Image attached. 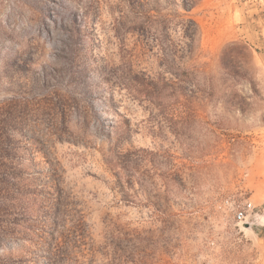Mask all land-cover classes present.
Returning a JSON list of instances; mask_svg holds the SVG:
<instances>
[{
  "label": "rangeland",
  "instance_id": "rangeland-1",
  "mask_svg": "<svg viewBox=\"0 0 264 264\" xmlns=\"http://www.w3.org/2000/svg\"><path fill=\"white\" fill-rule=\"evenodd\" d=\"M195 1L0 0V264H264V0Z\"/></svg>",
  "mask_w": 264,
  "mask_h": 264
},
{
  "label": "trees",
  "instance_id": "trees-1",
  "mask_svg": "<svg viewBox=\"0 0 264 264\" xmlns=\"http://www.w3.org/2000/svg\"><path fill=\"white\" fill-rule=\"evenodd\" d=\"M196 6L197 3L195 0H190V3L184 4L185 10L188 12L192 11ZM192 23L196 26L195 32L198 34V24L195 21H192ZM39 148L42 150L41 147ZM10 158L11 157H9L5 151L0 149V211L15 208L22 201L20 196L23 194L22 190L24 188V181L10 174L12 169L9 162L11 160ZM58 184L60 188L62 186L60 179ZM58 184L52 177L45 178V185L49 188L56 190ZM55 224H57L56 221ZM16 227L17 223L15 221H0V237L5 241L15 239L17 232ZM117 239L118 243L116 246H118V259L121 262L146 264L143 260L139 259L140 250H137L135 253L129 251L126 245L129 242L127 233L119 231Z\"/></svg>",
  "mask_w": 264,
  "mask_h": 264
},
{
  "label": "built area",
  "instance_id": "built-area-1",
  "mask_svg": "<svg viewBox=\"0 0 264 264\" xmlns=\"http://www.w3.org/2000/svg\"><path fill=\"white\" fill-rule=\"evenodd\" d=\"M225 204L231 205L233 207V210L235 212V218L241 222H243V220L246 219L247 213L254 210V206L251 203L245 205L244 207H238V208H236L233 204H231L230 200H227Z\"/></svg>",
  "mask_w": 264,
  "mask_h": 264
}]
</instances>
